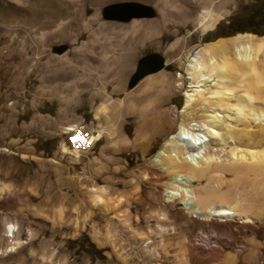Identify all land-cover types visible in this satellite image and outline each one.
<instances>
[{
    "label": "rangeland",
    "instance_id": "1",
    "mask_svg": "<svg viewBox=\"0 0 264 264\" xmlns=\"http://www.w3.org/2000/svg\"><path fill=\"white\" fill-rule=\"evenodd\" d=\"M124 3L143 5L153 15L127 22L104 20L103 13L107 7ZM228 7V16L213 31L200 35L189 25L187 28L179 27L178 35H174L172 31L176 27L169 23L165 27L159 23L155 28L136 29L135 32L128 29L132 20L149 21L158 16L152 4L141 0H105L100 5H93L89 0H0V145L7 149H30L40 156L39 159H22L0 151V250L5 243L2 233L5 221L17 225L19 238L24 243L15 253L0 256V264H124L109 247H97L89 225L80 226L77 232L74 230V209L79 211V218L86 213L85 196L92 186L106 187L112 198L122 195L134 197L136 193L141 197L130 200L128 220L134 231L147 233L148 227L154 229L155 221L150 216L160 212L167 216L168 225L173 226L179 235L189 236V240L198 247H205L198 244V238L215 234L203 252L207 255L186 254L184 259L175 247L180 236H171V246L166 252H156L157 264H220L225 253L234 255L235 262L231 264H264V223L248 227L216 221L205 223L189 218L180 208L165 206L160 191L153 186L159 184L155 181L161 172L150 168L154 174L153 181H145L140 168L142 162L157 150L159 141L151 145L143 158L132 149L114 153L99 139L90 152L80 155L75 161L69 159L63 144L65 124L61 125V117L63 114L66 116L67 111L74 114L72 123L79 122L80 126L91 131L96 126L88 104L89 96L83 93L82 85L118 72V65L128 50H134L133 68L126 77L122 92H118L116 97L121 98L123 92L137 93L139 98L135 106L138 107L144 104L141 86L145 77L156 74H147L129 87L142 57L157 53L165 62V49L177 38L184 41L174 58H180L199 44L214 41L238 28H249L252 32L248 33L257 36L254 31L264 34V18L253 19L264 13V0H232ZM144 30L150 36L146 41L142 36ZM61 60L66 62L61 65ZM101 64L106 67H101ZM63 69L64 72H73L76 84L65 88L66 83L62 82L57 89L46 85V77H56L55 74ZM162 70L169 74L177 71L184 74L176 62ZM43 83L46 88L42 87ZM74 87L78 92L75 102H67L72 93L75 94L72 91ZM182 100V94L177 93L162 109L175 105L180 112ZM136 120L134 116L126 117L121 125L129 141L134 137ZM86 176H93V180ZM58 207L64 211L61 226L51 222L53 211ZM90 223L100 236L105 234L108 226L124 253L130 257L125 264H146L145 249L138 248L137 255L132 253L124 242L126 233L108 225L99 211L94 210ZM28 230L34 235L29 241ZM234 230L237 235L226 233ZM150 239L154 243L158 241L154 237ZM251 250L256 251V257L248 260L246 255ZM45 251L55 253L50 263L41 259Z\"/></svg>",
    "mask_w": 264,
    "mask_h": 264
},
{
    "label": "bare ground",
    "instance_id": "2",
    "mask_svg": "<svg viewBox=\"0 0 264 264\" xmlns=\"http://www.w3.org/2000/svg\"><path fill=\"white\" fill-rule=\"evenodd\" d=\"M89 1L93 5L105 2V0ZM141 1L152 4L157 9L158 16L149 21L132 20L128 29L135 32L136 29L155 28L159 23L165 27V24L169 23L176 27L172 31L174 35H178L179 27L187 28L189 25H192L194 31L200 35L213 31L216 25L228 16L227 7L232 2V0ZM123 29L125 28H121ZM145 30L142 34L144 41L149 36L144 33ZM183 41L184 39L177 38L166 47L167 58L163 67L176 62L184 74L179 71L169 74L161 69L162 71L154 72L156 74L146 76L141 86L145 97L144 104L138 107L135 106L139 98L137 93L123 92L121 98L116 97L118 92H122L126 77L133 68L135 54L132 49L128 50L121 63L117 64L120 67L118 72L82 85L83 93L86 92L89 96L91 116L96 123L92 129V146L94 148L101 139L114 153L118 150L132 149L144 158L150 151L151 145L159 141L157 150L149 159L142 162L140 168L142 179L145 181H153L154 174L149 170L150 168L161 172L158 181H155L159 184L153 186L160 191L166 207L180 208L189 218L205 223L216 221L238 224L242 227L262 224L264 223V36L244 32L230 37H219L214 41L199 44L180 58H174ZM142 46L143 44L140 47ZM65 62L61 60L59 63L63 65ZM101 67L105 68L106 65ZM55 76L46 77V85L57 89L62 82L66 83L65 88H71V84L77 83L73 81L71 70L65 72L64 69L60 70ZM210 82L213 84L208 85ZM46 85L42 87L46 88ZM72 91L75 94L72 93V97L67 99V102H75L78 92L75 87ZM177 93H181L183 97L181 111L178 112L175 105L162 109L163 105L171 102ZM130 116L136 117L137 120L134 137L129 141L122 132L121 125L126 117ZM77 127H80L79 122L65 123L64 132L66 134L74 131ZM64 145L65 152L72 161L91 151H70L66 144ZM0 151L18 155L22 159L40 157L30 149L11 147L7 149L0 145ZM86 178L93 180V176ZM149 195L148 197H151ZM138 197L140 196L136 193L134 197L122 195L112 198L106 187H90L85 196L86 213L79 218V211L77 208L74 209L76 213L74 230L77 232L80 226L83 228L89 225L97 247H109L120 262L128 263L130 257L124 253L108 226L105 234L100 236L93 223H90L94 210H97L108 225L126 233L124 242L133 251L132 253L137 255L138 248L145 249L143 252L147 258L145 263L157 264L156 252H166L171 246L170 237L179 234L173 226L168 225L167 216L160 212L152 213L150 216L155 221L154 229L148 227L147 233L132 230L128 220L129 205L130 200H136ZM63 213L61 207L53 211L52 225L63 224ZM2 233L5 243L0 250L1 257L15 253L24 244L19 238L18 227L14 223L5 221ZM226 233L232 236L238 234L235 230ZM213 235L215 236L212 234L197 239L198 244L205 246L201 248L200 245L199 247L195 245L193 240L190 241L189 236L180 234L175 247L182 258L183 256L185 258L186 254L205 256L207 254L203 252L208 249L206 248L208 243L215 238ZM33 236L28 230V241ZM150 237L158 241L154 243ZM248 252L246 259L251 260L256 257V251ZM54 257V252L45 251L41 255L42 261L49 263ZM220 259V264L235 262L234 255L230 253H225ZM153 261L154 263H151Z\"/></svg>",
    "mask_w": 264,
    "mask_h": 264
},
{
    "label": "water",
    "instance_id": "3",
    "mask_svg": "<svg viewBox=\"0 0 264 264\" xmlns=\"http://www.w3.org/2000/svg\"><path fill=\"white\" fill-rule=\"evenodd\" d=\"M152 15V11L143 5L138 3H124L107 7L103 13V18L104 20L127 22L131 19L150 17ZM163 64L164 59L157 53L142 57L137 63L136 72L129 82V87H132L145 75L163 69Z\"/></svg>",
    "mask_w": 264,
    "mask_h": 264
},
{
    "label": "built area",
    "instance_id": "4",
    "mask_svg": "<svg viewBox=\"0 0 264 264\" xmlns=\"http://www.w3.org/2000/svg\"><path fill=\"white\" fill-rule=\"evenodd\" d=\"M67 148L70 151H90L93 149L91 139L93 138L92 131L83 126L77 127L74 131L65 134ZM73 137H76V142H73Z\"/></svg>",
    "mask_w": 264,
    "mask_h": 264
},
{
    "label": "trees",
    "instance_id": "5",
    "mask_svg": "<svg viewBox=\"0 0 264 264\" xmlns=\"http://www.w3.org/2000/svg\"><path fill=\"white\" fill-rule=\"evenodd\" d=\"M264 18V13L261 12L258 16H254L253 19L255 20H260V19H263ZM242 32H252L251 29H246V28H238V29H235V30H232L231 32L225 34L223 37H230V36H233L234 34L236 33H242ZM255 33H257L259 36H262L264 34L262 33H258L256 31H254ZM206 42H210V41H206Z\"/></svg>",
    "mask_w": 264,
    "mask_h": 264
},
{
    "label": "crops",
    "instance_id": "6",
    "mask_svg": "<svg viewBox=\"0 0 264 264\" xmlns=\"http://www.w3.org/2000/svg\"><path fill=\"white\" fill-rule=\"evenodd\" d=\"M71 113H69V111H67V113H66V116H65V114H63V116L61 117L62 118V122H61V125L63 126L65 123H72L73 121H74V114H71V116L72 117H69V115H70ZM74 123H76V122H74ZM79 124H81V123H79ZM62 126H60L59 128H60V130L62 131V129H61V127ZM63 132V131H62Z\"/></svg>",
    "mask_w": 264,
    "mask_h": 264
},
{
    "label": "snow or ice",
    "instance_id": "7",
    "mask_svg": "<svg viewBox=\"0 0 264 264\" xmlns=\"http://www.w3.org/2000/svg\"><path fill=\"white\" fill-rule=\"evenodd\" d=\"M76 139H77L76 137H73V142H74V143L76 142Z\"/></svg>",
    "mask_w": 264,
    "mask_h": 264
}]
</instances>
